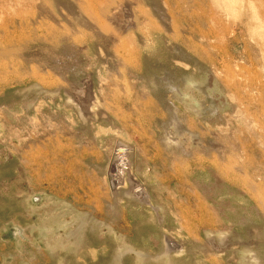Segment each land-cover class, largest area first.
<instances>
[{"label": "rangeland", "instance_id": "obj_1", "mask_svg": "<svg viewBox=\"0 0 264 264\" xmlns=\"http://www.w3.org/2000/svg\"><path fill=\"white\" fill-rule=\"evenodd\" d=\"M118 1L0 0V264H229L208 239L264 225V0H135L146 16L114 48L97 28ZM68 45L93 81L89 124L50 69ZM184 76L200 88L179 101ZM168 103L188 155L163 143ZM118 145L152 205L113 189Z\"/></svg>", "mask_w": 264, "mask_h": 264}, {"label": "bare ground", "instance_id": "obj_2", "mask_svg": "<svg viewBox=\"0 0 264 264\" xmlns=\"http://www.w3.org/2000/svg\"><path fill=\"white\" fill-rule=\"evenodd\" d=\"M134 1L135 0H119L116 3L117 9L115 11L110 9L113 12L111 14H109L108 17H107V15L110 11H107L108 13H105V15L107 14L106 17L108 19V22H106L107 23L106 26H104L101 29L97 28L98 29L97 33L104 40H107L109 42L117 41L116 42L117 45L113 44V46L115 45L114 48L120 47V45L122 46V43L124 42V40L126 39L127 36L124 38V36H122L121 34H125L124 31L126 29H128V26L130 27L131 25H133L134 27L136 26L135 28H138L137 22H136L137 18L146 16V14L142 10H140V6H137L135 4L136 2H134ZM116 6H113L112 9L115 8ZM156 8L158 9L159 7H156ZM164 18H165V16L162 19H164ZM107 19H106V21H107ZM162 22L164 24V20ZM99 24H101V23H99ZM124 47H126V46H124ZM125 49H127V48H125ZM122 51L125 52L126 50L122 49ZM52 61L53 62L51 64L50 69H52L55 74H57L58 76H60L64 79H70V78L75 79V81H73V86L71 87V89L65 90V92H67L71 96L73 101H75V103L80 106V108L82 110L81 113H83L85 115V116L82 115L84 123L85 124L91 123V120L96 118V117H94V113H92L93 108L91 107V105H92L91 101H93V99L96 95L94 96L93 93L91 92V89L93 87L92 86L93 81L91 78H89L90 76L88 77V75L86 73V75L84 77H79L81 74L85 73L84 68H85L86 64L83 63L84 62V56L78 51L77 48L73 47V45H68V46L63 47V50L61 53L52 57ZM168 77H169L168 75H165L164 81H167L171 76L169 78ZM182 79H183L182 84H180L181 82L179 83L181 85L180 88L178 86H175V88H174L175 94H172V95H175L179 101H187V99L190 97V94L192 92L194 94H197L200 87L199 88L198 87H192L191 86L192 84H190V81H191L190 78H185V76H184V77H182ZM148 81H150V80H148ZM151 82H153V81L149 82L150 86H151ZM156 84L158 86L166 85V83L162 82V81H157ZM214 86L215 85H213V87ZM172 89H170V90H172ZM217 89H218V87L216 88V90ZM172 91H170V92H172ZM202 91H203V89H202ZM202 91H200V92H202ZM214 92H216V91H214ZM209 93H210V91H209ZM178 95H180L182 98L178 97ZM95 99H96V97H95ZM185 103L186 102H184V104ZM216 103H217V101H216ZM218 103H220V102H218ZM164 105H166V104H163V106ZM184 107H186V106H184ZM188 108H190V107H188ZM191 108H194V107L191 106ZM196 110H199V109L196 108ZM177 111H178V108L176 107V105H174L172 103H168L166 105V113H167L166 119H168V121H167V123L163 124L162 134L164 136H163L162 140H163V143H164L166 148L167 147L169 148V146H172L173 148L179 150V152L182 155L183 154L188 155L194 149V140L195 139L193 140V138H195V136L193 137V134L185 128V124L183 122H181V120L179 119V115L177 114ZM187 111H188V109L186 107V112ZM220 111H222V110H220ZM101 112H102V115L103 114L107 115V113L104 110ZM184 128L186 130H184ZM197 144H200V142L198 143V141H197ZM118 146H120V147L116 150V152H117L119 159L117 162H115L111 166V168L113 167V169H111V170H113L112 173H110L111 175L108 174V180L110 179L113 181V189L118 191L119 187L124 184L126 186V189H125L126 193L125 194H129L130 197H134L135 199L139 200L140 202L141 201L146 202V203L149 202V204L151 203V205H152L153 204L152 203V197H151L149 190H147V187L144 185V183L141 182L138 179V177H136V175L134 173L133 166L131 165L133 163V161L130 158L132 156V154L129 153L130 150L123 147L122 145H118ZM201 148L205 152H207L208 150H211L209 148V146H202L201 145ZM212 148L215 151L223 153L220 150V145L217 144L215 141L212 142ZM123 172H125L127 174L124 173V176H123ZM199 186L203 190V192L209 197H211L212 194H215V192L217 190L216 187L213 185L212 186H206L204 184H200ZM257 200L259 203L262 204V207L264 208V196L258 195ZM231 211H232V214H234L236 216V213L233 210H231ZM257 213L264 219V214H262L260 211H258ZM250 214H251V212H250ZM160 216H161L160 214H158V215L156 214V217L158 219L161 218ZM238 222H240L241 224L243 223V225L245 224V226L248 229V235L245 239L240 237L239 234L234 229L232 231L233 232L232 235L231 234H229L230 236L226 235L225 238H219L218 239L217 237H212L211 239H208L210 243L206 246V248H208V249L210 248V250L213 249V250L218 251V253H222L223 256L227 259V261H229V264H242V256H245L249 259L251 258V256L255 257L256 261H258L259 264H264V258L261 259V257H260L261 254H263V256H264V225H260V226H257L256 224H255L256 226L252 225V224H250L248 217H240ZM167 243L168 244H167L166 252H171L172 249H179V247H180V242H177L175 239H173V237H169ZM199 247H201V246H199ZM172 251H174V250H172ZM239 252H242V255H238Z\"/></svg>", "mask_w": 264, "mask_h": 264}]
</instances>
